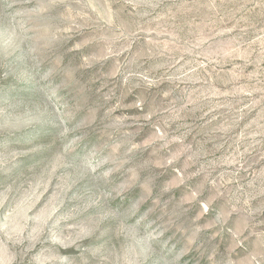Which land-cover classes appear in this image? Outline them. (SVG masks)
I'll list each match as a JSON object with an SVG mask.
<instances>
[{"label": "rangeland", "instance_id": "374dc122", "mask_svg": "<svg viewBox=\"0 0 264 264\" xmlns=\"http://www.w3.org/2000/svg\"><path fill=\"white\" fill-rule=\"evenodd\" d=\"M0 264H264V0H0Z\"/></svg>", "mask_w": 264, "mask_h": 264}]
</instances>
